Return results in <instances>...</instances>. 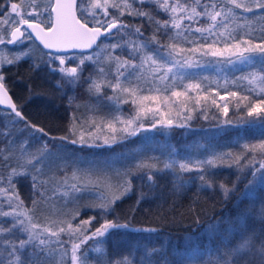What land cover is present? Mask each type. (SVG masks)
<instances>
[{
    "label": "snow or ice",
    "instance_id": "snow-or-ice-1",
    "mask_svg": "<svg viewBox=\"0 0 264 264\" xmlns=\"http://www.w3.org/2000/svg\"><path fill=\"white\" fill-rule=\"evenodd\" d=\"M8 3L10 11L0 5V45L19 47L26 41L39 40L49 51L42 53L40 63L33 60L31 70L39 69L43 63L52 73L59 74L58 88L85 83L99 104L112 107L106 123L93 121L87 131L77 128V117L72 115L67 135L61 140L73 145L79 141L81 147H111L151 130L187 128L197 112L208 119L210 102L219 113L212 118L221 121L223 117L218 127L239 130L235 144L241 151H223L209 144L199 146L196 154H180L169 145L164 152L137 154L123 170L74 169L71 178L75 182L69 183L65 173L53 191L44 172L50 155L47 146L32 151L26 147L28 141H23L19 157L11 165L5 163L6 174H0V264H39L42 256L57 252L56 264H157V255L161 256L159 264H171L167 254L170 243L173 255L184 256L182 264H200L203 258H208L204 264H264L261 231L242 234L236 245L229 246L225 241V247L203 253L195 246L186 254L178 252L171 234L161 236L162 229L158 227H133L131 217L125 223L107 218L117 203L133 191V177L146 181L150 191L156 186V175H168L176 192L195 184L198 192L219 189L225 198L235 191L236 183L229 187L226 182L217 181L218 168H235L238 174L250 172L252 179L242 197H251L257 182L264 184V27L260 28V42H254L250 18L242 16H264V0H47L46 4L30 0L26 7L24 0ZM241 18L243 25L237 23ZM245 27L249 31H243ZM149 28L152 31L146 36ZM113 38L114 42H105ZM30 55V46L12 58L0 52V104H7L26 128L47 135L44 128L27 119L22 106L14 103L10 95L6 67L17 65ZM88 65L94 69L85 78ZM217 66L233 73L242 68L258 71L230 82L247 94L225 87L221 95L203 86L202 80H207V76L192 71ZM228 83L225 79V85ZM124 104L132 107L127 117L121 110ZM246 129L257 130V142H250ZM78 131V139L72 138ZM4 135L14 147V140L7 132ZM12 155L11 151L4 155V161ZM162 157L163 166L159 167ZM193 172L195 176L186 175ZM20 177L29 178L31 191L27 198H22L18 190ZM239 178L237 175V181ZM138 187L141 190L137 206L150 196V191L144 192L142 185ZM85 193L94 200L86 207L99 209L100 220L95 216L79 219V209L65 210L68 203H75ZM54 197L63 201L60 207ZM26 199L30 204H26ZM42 204L53 209L43 221L36 215ZM258 218L264 220V203L259 207ZM201 222L197 218V223ZM219 222L207 223L206 230L213 233ZM120 229L142 234L145 243L109 253L107 240L114 230ZM152 239L162 243L149 246L147 241ZM189 239L192 237H187L186 243ZM53 244L57 247L52 248Z\"/></svg>",
    "mask_w": 264,
    "mask_h": 264
},
{
    "label": "trees",
    "instance_id": "trees-1",
    "mask_svg": "<svg viewBox=\"0 0 264 264\" xmlns=\"http://www.w3.org/2000/svg\"><path fill=\"white\" fill-rule=\"evenodd\" d=\"M25 1L24 4L26 5ZM12 2H16V0H12ZM8 4V0H0V5H3L7 10ZM0 14H2V10H0ZM244 15L250 18L248 24L253 30L251 34L254 42H260V28L264 27V16L257 14L253 17L251 13H242V16ZM127 19L131 20L132 18L129 17ZM237 23L243 25L245 21L241 18ZM151 31L152 29H147L145 35H149ZM243 31L247 32L249 28L245 27ZM114 40L115 38L105 42L112 43ZM37 44L43 52H47L38 42ZM9 48L8 54L12 57L23 49L22 46ZM40 60L35 61L40 63ZM32 63L33 59L24 58L17 65L6 67L8 82L11 86L10 92L16 104L22 106L23 114L27 119L33 124L44 128L47 135H42L26 128L23 122L17 121L14 113L0 108V149H3V152H0V174H6L5 163L11 165L19 157V147L23 141H28L26 147H30L32 151L36 149L44 150L46 145L48 152L56 153L60 151L68 153L67 160L74 159L72 162L83 156L86 159H95L101 163L114 164L116 169H124L137 154L149 151L164 152L169 145L177 148L180 154H196L199 151V146H207L209 144L223 151H227L229 148L234 153L241 151L240 147L235 144L239 130L231 126L218 127L223 117H221V121L212 118L213 115H219V113L210 102L207 105L208 119L205 120L197 112L187 128L174 127L171 130H151L122 143L113 144L111 147H81L79 142L73 145L68 140H61L60 137L67 135L66 130L71 123L70 117L72 115L77 117V127L79 123L82 124L92 113L91 111L89 112V106L91 102L97 101L96 97L87 91V84L85 83H79L75 87L64 84L62 88H58L56 81L60 77L52 75V72L48 71L43 66V63H41L39 69L33 71L30 68ZM93 69V65H88L83 73L84 77H88L93 72ZM219 69V66H217L212 67V69L206 67L202 70L196 69L192 71L199 72L201 77L207 76V80H202L203 86L210 91L215 90L221 95L224 94L225 87L231 91L247 94L241 91L239 85H233L230 82L237 76L247 74L250 71H258V69L242 68L241 71L233 73L227 68H224L223 71H219ZM225 79L229 81L227 85H225ZM196 82H201V80ZM29 86H31V92L29 91ZM200 94L204 95L205 93L202 92ZM69 97H72L71 103L69 102ZM218 97L214 95L216 100ZM103 105L102 110L105 112L99 113L103 119L100 122L106 123L112 112V107L106 108V103ZM121 110L124 117H127L132 112L129 104H124ZM231 115L232 105H230ZM14 121L17 122L14 123ZM256 131L254 129L245 130L247 137L252 143L258 141V137L255 135ZM5 132L14 140V147L9 145L8 139L4 135ZM145 137H148V139L146 140ZM72 138L78 139L77 136ZM10 151L13 155L10 156L9 161H4L3 156L8 155ZM163 159L162 157L161 162L158 164L159 167L163 166ZM58 160L51 164H60L61 161L60 159ZM150 163H156V161H150ZM72 171V168H44L45 175L50 179L53 186V191H55V186H58L65 173L68 178L72 177ZM215 172L217 181H224L229 187L232 186V183H236L235 191L229 193L227 198L219 189L198 192L195 184L180 192H176L168 175H156V186L150 191L146 181L142 183L139 177H133V191L117 203L115 210L107 218L117 220L119 223H125L131 217L133 227H158L162 229L161 236L171 234L172 239L176 241L175 248L178 252L186 254L190 253L195 246H198L202 253L208 249L214 251L218 247H225V241H227L229 246L236 245L240 241L242 234H249L254 230L264 232V220L258 218L259 207L261 203H264V184L255 185V191L251 197H242L245 186L252 177L250 172L246 171L238 174L235 168L228 167L218 168ZM186 175L195 176L196 173L193 172ZM237 175L240 177L238 181ZM69 183H71V180H69ZM141 185L144 192L150 191V196L137 206V199L141 190L138 186ZM17 187L22 198L29 196L31 184L28 177H20ZM49 195H51V192H49ZM53 200L57 207L63 204V201L58 197H54ZM88 201L91 204L94 203L90 194H85V196L81 197L83 204L79 208L81 212L79 219L95 216L97 220H100L99 209L86 207V205H89L86 204ZM26 204H30L27 199ZM133 208L135 209L134 212L131 211ZM51 211L53 209L42 204L36 215L43 221L44 217L48 216ZM74 211L75 209L72 210V212ZM197 218L202 222L197 223ZM217 220L220 221L217 230L210 234L206 230V224ZM93 223L96 224V221H93ZM187 237H192V239H189L186 243ZM91 243L89 241V244ZM138 243L140 245L145 243V238L142 234L120 229L112 232L105 247L109 253H112L125 251L130 246ZM147 243L149 246L153 244L159 245L162 240L152 239L148 240ZM51 247L56 248L57 246L53 244ZM172 250L173 246L170 243L167 254L171 264H182L184 256L173 255ZM58 254L57 252L51 256H42L39 264H56ZM89 255H93V253H89ZM154 259L159 264L161 256L157 255ZM205 259L208 258H203L200 264H204Z\"/></svg>",
    "mask_w": 264,
    "mask_h": 264
},
{
    "label": "rangeland",
    "instance_id": "rangeland-1",
    "mask_svg": "<svg viewBox=\"0 0 264 264\" xmlns=\"http://www.w3.org/2000/svg\"><path fill=\"white\" fill-rule=\"evenodd\" d=\"M25 2H26V5H25V7H26L27 4L30 2V0H26ZM41 2H42V4H46L47 0H41ZM8 10L10 11V4H8ZM21 46L23 47V49H21L20 51L28 50L29 46H30L31 55L27 56L25 58H31L33 60L34 59L35 60H40L41 59L43 51L41 50V48L37 44V42H35V41H26L25 44L20 45L19 47H21ZM9 47H16V46H14V45H7V46L0 45V52H3V54L7 55L9 58H12V56H10L8 54L9 51H10ZM20 51H18L17 53H19ZM43 66L46 67L48 71H50L49 68L45 64H43ZM209 68L212 69V67H209ZM219 68H220L219 71H222L221 68H223V66H219ZM52 75L59 77V74H56V73H52ZM217 102L221 103V104L223 103V101H221L219 99V97L217 99ZM103 106H104L103 104H99L97 101L96 102L95 101L91 102L90 106H89V112L91 111L92 113L89 115L88 118H86L83 121L82 124L79 123V126L77 128L80 129V130L87 131L88 128H89V124H91L93 121L95 123H97V124H100L101 123L100 121H103V119H102V116H100L99 113L105 112V111L102 110ZM109 106L110 105L107 104L106 108H108ZM122 107H123V105L121 106V108ZM93 109H95V111H93ZM131 109H132V107H131ZM214 109L216 110V108H214ZM214 112H216V111H214ZM173 116H175V113H173ZM78 136H79V131L77 132V137ZM89 143H92V141L89 140ZM109 143L110 144L112 143L111 140H109ZM101 144H102V141H101ZM49 153H50V155L48 156V159L46 161L48 167H46V168H72L73 170L74 169H80L82 172H86V171H89V170H104L106 168L107 169L114 168L115 170H123L122 168L116 169V167H114L115 166L114 164H109L107 162L101 163V162H99V161H97L95 159H86L83 156L82 157H78L74 162H72V160H74V159L67 160L68 153H66V152H60L59 151V152L53 153V152L50 151ZM58 159H60V161H61L60 164H57V165L56 164H54V165L51 164L53 162H56V160L59 161ZM68 179L71 180V183L75 182L70 177ZM251 179H252V177H251ZM258 184H262V183L257 182L256 185H258ZM85 194H88V193H85ZM85 194H83L82 196H85ZM82 196H80V198L76 201L77 202L76 204H71V202L68 203L65 210L69 211V212H72V210H74V209L77 210L80 207H82V204H83L81 202V197ZM86 204H91V202L88 201V202H86Z\"/></svg>",
    "mask_w": 264,
    "mask_h": 264
},
{
    "label": "water",
    "instance_id": "water-1",
    "mask_svg": "<svg viewBox=\"0 0 264 264\" xmlns=\"http://www.w3.org/2000/svg\"><path fill=\"white\" fill-rule=\"evenodd\" d=\"M36 41H37V42L43 47V45L40 43L39 40H36ZM45 50H46V51H49V50H47V49H45ZM77 51H78V50H77ZM10 95L12 96L11 92H10ZM12 98H13V96H12ZM13 102L16 103L15 100H14V98H13ZM0 108H2V109H4V110L11 111V109L8 107L7 104H0Z\"/></svg>",
    "mask_w": 264,
    "mask_h": 264
},
{
    "label": "flooded vegetation",
    "instance_id": "flooded-vegetation-1",
    "mask_svg": "<svg viewBox=\"0 0 264 264\" xmlns=\"http://www.w3.org/2000/svg\"><path fill=\"white\" fill-rule=\"evenodd\" d=\"M36 41V40H35Z\"/></svg>",
    "mask_w": 264,
    "mask_h": 264
}]
</instances>
